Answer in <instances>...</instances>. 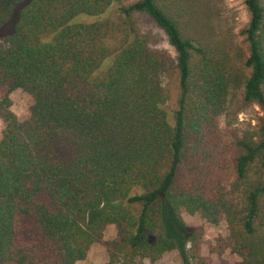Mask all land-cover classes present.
<instances>
[{
  "label": "trees",
  "instance_id": "16d2710c",
  "mask_svg": "<svg viewBox=\"0 0 264 264\" xmlns=\"http://www.w3.org/2000/svg\"><path fill=\"white\" fill-rule=\"evenodd\" d=\"M244 3L246 75L191 32L198 0H0V25L16 11L0 49V264H75L94 243L106 264L185 255L202 231L183 212L226 223L212 253L264 264V0ZM233 88L260 108L256 128L228 121ZM16 89L32 99L23 121Z\"/></svg>",
  "mask_w": 264,
  "mask_h": 264
},
{
  "label": "rangeland",
  "instance_id": "374dc122",
  "mask_svg": "<svg viewBox=\"0 0 264 264\" xmlns=\"http://www.w3.org/2000/svg\"><path fill=\"white\" fill-rule=\"evenodd\" d=\"M132 1V0H130ZM129 1L125 2L128 3ZM245 0H198L197 19L191 25V32L194 33L202 43L210 47H218L226 51L234 64L235 72L243 75L248 74L249 70L244 62L248 56V44L242 30L246 27L249 14L246 9ZM117 4L107 9L102 16H80L79 21L91 22L106 16H112L116 13ZM16 20V11L11 18L0 25V49L9 46L8 34L11 32ZM142 26L155 34L154 46L165 49L171 55H174L173 48L166 41L162 30L157 27L145 14L139 15ZM111 63L107 61L98 71L101 73ZM167 87L171 91V99L167 104L169 110L175 109L177 90L174 80H166ZM11 102L10 110L16 115L19 121H23L29 115V106L32 99L28 94L20 89L9 93ZM227 119L235 124L243 123V126L256 128L258 121L262 116L260 108L255 104H246L242 100L241 88H233L230 94L229 106L227 109ZM236 124V125H237ZM4 127V122L0 117V133ZM183 222L188 227L190 234L196 233L198 229L202 231L198 248H194L188 241L185 245V255H180L178 251L173 250L162 255V257L151 262L148 258H137L136 264H197L198 257L204 258L206 264H238L240 257L231 250H225L222 253H212L210 248L216 244L218 237L227 235V226L224 221L212 224L200 217L199 214L190 215L181 213ZM115 236L114 225H108L103 234L104 241H110ZM108 253L103 243H94L89 248L86 258L75 264H106Z\"/></svg>",
  "mask_w": 264,
  "mask_h": 264
}]
</instances>
